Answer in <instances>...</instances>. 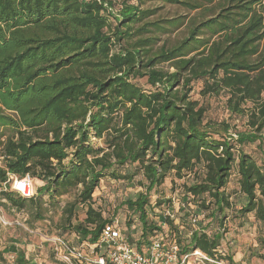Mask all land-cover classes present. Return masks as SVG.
I'll return each instance as SVG.
<instances>
[{"label": "trees", "instance_id": "trees-1", "mask_svg": "<svg viewBox=\"0 0 264 264\" xmlns=\"http://www.w3.org/2000/svg\"><path fill=\"white\" fill-rule=\"evenodd\" d=\"M149 1L184 13L152 18ZM197 83L246 129L210 116ZM0 158V199L33 221L60 213L53 236L73 247L118 219L96 206L111 179L145 188L121 202L137 249L160 238L189 257L254 264L222 240L230 215L264 229V0H0ZM26 175L40 181L33 197L11 188ZM180 179L172 217L163 190ZM0 264L30 261L0 241Z\"/></svg>", "mask_w": 264, "mask_h": 264}, {"label": "rangeland", "instance_id": "rangeland-1", "mask_svg": "<svg viewBox=\"0 0 264 264\" xmlns=\"http://www.w3.org/2000/svg\"><path fill=\"white\" fill-rule=\"evenodd\" d=\"M135 3L136 0H131ZM144 8H159L158 12L152 18H161L166 16H173L178 13H184V9L178 6L170 4H162L158 1H149L143 5ZM138 84L144 88H150L146 78L136 80ZM201 84L197 83L195 89L192 92V97L201 99L208 104L210 110L209 114L216 119H225L232 123L233 131L235 129L245 130L246 129V118L241 117H229L227 109L225 108V98L221 97H203L200 95L199 90ZM256 144H251L246 147L247 151L259 154ZM1 159V158H0ZM185 179L177 180V183H171L168 181L164 187V194L166 197L171 198L172 205L169 209V213L172 217L177 214V209L181 204L182 198V185ZM13 183V180H12ZM33 184L37 191L40 181L33 178ZM236 185V184H235ZM12 188V186H11ZM145 188H140L136 184L127 183V181H115L111 179H105L101 182L100 187L96 190L95 196L97 198L96 206H101L106 210L107 213L112 214L118 218L120 222H124L129 218L128 211L121 205V202L129 198H135L139 192H144ZM1 192V189H0ZM66 198V197H65ZM0 215L10 221L12 224L5 225L0 221V241L7 246L12 247L10 259L13 260L16 256L13 252L15 250H26L30 249V253H34L41 259H44L43 264H67L62 261L56 252V245L53 242H44L43 235L49 234L53 236L57 234L56 222L60 217V213H49L47 219L42 221H33L29 215L27 209H16L10 206L5 199H0ZM238 201V205H240ZM64 204V202H62ZM116 208V209H114ZM110 211V212H109ZM199 215H192L191 225L194 228L199 227V220H203V213L199 212ZM53 217V219H51ZM197 218L195 222L193 219ZM135 224L138 223L137 216H135ZM16 222L22 223V225ZM137 227V226H136ZM134 228V227H133ZM226 228L228 234L226 239L222 240L223 249L227 250L231 248V251L236 255V258H244L254 264H264V244L259 240L258 235L264 236V229L260 231L254 224V217L252 214L249 215V222L246 226H241L239 220L230 215L226 221ZM30 230L34 232L31 233ZM43 253V255H42ZM53 253V256L51 255ZM43 256V258H42ZM54 257V259H53ZM191 264H197L194 262V258L190 261Z\"/></svg>", "mask_w": 264, "mask_h": 264}, {"label": "built area", "instance_id": "built-area-1", "mask_svg": "<svg viewBox=\"0 0 264 264\" xmlns=\"http://www.w3.org/2000/svg\"><path fill=\"white\" fill-rule=\"evenodd\" d=\"M122 3L123 0H117ZM115 12V10H113ZM12 188L25 197L36 195L33 178L30 175L24 177H12ZM23 187H18L19 184ZM195 222L197 218L193 219ZM0 221L5 225L12 224L0 215ZM17 224L22 225L20 222ZM33 233V230H30ZM44 242H53L60 259L67 264H185L187 260L194 258L197 264L213 262V260L199 250L189 255H182L177 245H166L162 239L157 238L151 242L145 250H139L132 246L124 235L118 219H114L103 230L100 239L91 245L71 246L64 238L58 236L43 235Z\"/></svg>", "mask_w": 264, "mask_h": 264}, {"label": "crops", "instance_id": "crops-1", "mask_svg": "<svg viewBox=\"0 0 264 264\" xmlns=\"http://www.w3.org/2000/svg\"><path fill=\"white\" fill-rule=\"evenodd\" d=\"M2 248L3 249H5L7 252H8V254L10 255L11 254V250H12V247H11V245L10 246H7L6 244H3V242H2ZM29 250L30 249H28V248H26V250H21V249H19V250H15V252H13L16 256L18 255V254H20V253H25V255H26V257L29 259V261H30V264H43V261H45L46 259H45V256H44V259H41V256L40 257H38L37 255H34V253H30L29 252ZM42 255H43V253H42ZM51 255L53 256V253H51ZM11 256V255H10ZM15 256V257H16ZM42 258H43V256H42ZM53 259H54V257H53Z\"/></svg>", "mask_w": 264, "mask_h": 264}, {"label": "clouds", "instance_id": "clouds-1", "mask_svg": "<svg viewBox=\"0 0 264 264\" xmlns=\"http://www.w3.org/2000/svg\"><path fill=\"white\" fill-rule=\"evenodd\" d=\"M18 187H21V188H22V187H23V184H22V183H21V184H19V185H18Z\"/></svg>", "mask_w": 264, "mask_h": 264}]
</instances>
